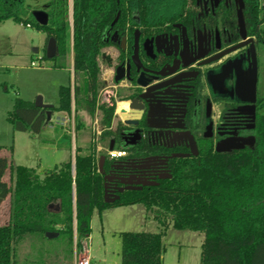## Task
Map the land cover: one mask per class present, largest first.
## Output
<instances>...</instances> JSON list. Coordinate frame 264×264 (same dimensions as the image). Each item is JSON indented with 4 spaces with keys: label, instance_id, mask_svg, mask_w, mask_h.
<instances>
[{
    "label": "trees",
    "instance_id": "trees-1",
    "mask_svg": "<svg viewBox=\"0 0 264 264\" xmlns=\"http://www.w3.org/2000/svg\"><path fill=\"white\" fill-rule=\"evenodd\" d=\"M189 0H72V23L68 0H46L40 9L31 10L23 0H0V23L34 27L53 39L58 55L51 59L54 68H67L72 53V90H58V104L51 109L16 99L6 115L15 132L39 135L49 124L46 111L70 112L71 98L75 118L79 111L91 113L96 105L99 58L106 46L105 34L119 12L113 28L137 16L142 24L176 22ZM248 13L255 11L253 35L264 40V0H244ZM47 16L45 26L38 25L33 12ZM253 18V17H252ZM254 19V18H253ZM261 26V27H259ZM46 59V57H44ZM103 125L113 118V106L99 107ZM111 132L104 131L101 138ZM255 144L231 154L212 151L180 160L169 181L143 192H128L120 200H103L102 176L98 172L94 148L89 154L75 149L74 174L68 160L40 176L32 168L13 166L9 155L0 156V206L9 200L5 224L0 225V264H12L13 245L22 236L53 232L65 236L68 246L73 237V211L76 221V247L82 249L89 237V216L116 207L141 204L152 212L156 233L121 232L120 264H163L162 239L172 227L179 231L203 234L200 264H264V114H258L254 130ZM67 141H70L68 137ZM0 147V151H1ZM9 173L13 185L4 180ZM74 192V195H73ZM74 200V203H73ZM57 236V237H58Z\"/></svg>",
    "mask_w": 264,
    "mask_h": 264
},
{
    "label": "flooded vegetation",
    "instance_id": "flooded-vegetation-1",
    "mask_svg": "<svg viewBox=\"0 0 264 264\" xmlns=\"http://www.w3.org/2000/svg\"><path fill=\"white\" fill-rule=\"evenodd\" d=\"M189 1L176 22L142 24L133 16L135 26L127 22L113 28L111 23L105 34L104 48L112 50L110 88L124 92L118 103L126 108L114 113L105 130L111 132L106 153L111 145L124 152L117 159L104 157L100 175L107 199L157 188L172 178L180 160L216 153L218 144L255 139L256 119L264 110V40L253 35L255 11L249 14L244 0ZM254 71L252 104L240 100L236 89L241 83L239 94L247 99ZM130 104L136 107L133 114Z\"/></svg>",
    "mask_w": 264,
    "mask_h": 264
},
{
    "label": "rangeland",
    "instance_id": "rangeland-1",
    "mask_svg": "<svg viewBox=\"0 0 264 264\" xmlns=\"http://www.w3.org/2000/svg\"><path fill=\"white\" fill-rule=\"evenodd\" d=\"M23 2L24 6L36 10L40 9L46 0ZM68 15L70 21V8ZM46 44V35L34 27L15 24L11 20L0 23V155H9L11 149L13 166L32 168L40 176L68 161L69 156L73 159L77 147L80 148V154H89L94 148L97 163L99 157L107 156V139L101 138L107 127L101 122L99 107L113 106L114 117L117 105L125 106L124 103H118L124 92L118 88H110L112 84L109 53L112 50L103 48L99 58L96 105L91 113L79 111L78 118H75V105L71 98L70 112H53L49 124L39 135L13 131L6 115L12 110L16 99L35 103L40 97L44 105L56 107L59 88L70 85L72 90V53L66 57L67 68L56 69V62L44 58ZM31 62L35 65L31 66ZM262 63L264 65V58ZM263 72L264 67L262 87ZM262 112L264 113V110ZM114 125L115 123L111 126ZM63 135L70 141L61 139ZM56 143L59 145L55 146ZM4 180L13 185V178L9 173L5 175ZM2 204L0 225L7 221L9 200ZM152 215V212L147 211L141 204L110 208L101 212L92 210L89 216V237L80 249L76 247V221L73 211L71 246H68L65 236L62 235L54 239H44L41 235H25L13 245L12 264H74L75 259L87 257L84 253L85 246L91 259L90 264H120L119 233L158 232ZM202 242V233L179 231L169 227L162 239L163 264H200Z\"/></svg>",
    "mask_w": 264,
    "mask_h": 264
},
{
    "label": "water",
    "instance_id": "water-1",
    "mask_svg": "<svg viewBox=\"0 0 264 264\" xmlns=\"http://www.w3.org/2000/svg\"><path fill=\"white\" fill-rule=\"evenodd\" d=\"M238 16H239V21L241 23L242 18H241V12L240 11L238 12ZM33 18H34L35 22L38 25H40V26H45L47 24V16H46L45 13H43L41 11L33 12ZM117 18H118V14L116 15L114 21L112 22V26L115 24ZM241 39H245V35L244 34L241 35ZM240 46H242V44ZM57 55H58V49H57L56 43H55V41L53 39H49L47 41L46 48H45V57H46V59L51 60V59L55 58ZM135 58H137V45L136 44L134 45V51H133L132 59L135 60ZM216 58H218V57H216ZM216 58L210 59V60H208V61H206V62H204L202 64H207V63L215 60ZM184 67H186V66H184ZM173 73H175V71L170 73V74H173ZM115 81H118V79L116 78ZM255 82H256V76H255V71H254L252 73V76L250 78V81H249V84H248V87H247L248 94H249V97L247 99L242 98L241 95L239 94V90L241 88V83L238 82V84H237L238 91L236 89V93H237V96H239L241 98L240 100L246 101V102H250L252 104L254 103ZM138 85H140V84L138 83ZM140 86L144 87L145 85H140ZM34 105L37 108H41V109H51V108H53L52 106L44 105L42 103V99L40 97L37 98V100L35 101ZM129 108L131 110V113L133 114L134 110L136 109V107L134 105L130 104ZM121 117L123 119H125V117H128V115L127 116L126 115H121ZM130 117L134 118V116H132V115ZM50 119H51V112H50V110H47L46 111V121H50ZM128 124H131V123H128ZM133 124H135V122ZM254 144H255L254 137H249L246 140L239 139V140H234V141L233 140L232 141H227V142H223L221 144H218L216 146V148H215V152L216 153H224V152L230 151L231 149L240 150V149H243L245 145L248 146L250 149H252L254 147ZM108 151H110V152L113 151L112 145L109 147ZM192 154L195 156L196 155V151L192 150ZM104 160H105L104 156L99 157V160H98V172L100 174H102V167H103ZM72 173L74 174V161L72 163ZM103 187H104V199H103L104 203L112 204L116 200H118V196H116V197H114L112 199H107L106 184L105 183H104ZM57 236H58L57 233H53V232L45 233L46 239H54Z\"/></svg>",
    "mask_w": 264,
    "mask_h": 264
},
{
    "label": "built area",
    "instance_id": "built-area-1",
    "mask_svg": "<svg viewBox=\"0 0 264 264\" xmlns=\"http://www.w3.org/2000/svg\"><path fill=\"white\" fill-rule=\"evenodd\" d=\"M26 27H29L28 25ZM35 63L31 62V66H34ZM124 155L123 151L113 150V151H107V158L108 159H117ZM91 259L87 256L81 259H75L74 264H90Z\"/></svg>",
    "mask_w": 264,
    "mask_h": 264
},
{
    "label": "crops",
    "instance_id": "crops-1",
    "mask_svg": "<svg viewBox=\"0 0 264 264\" xmlns=\"http://www.w3.org/2000/svg\"><path fill=\"white\" fill-rule=\"evenodd\" d=\"M68 4H69V8H70V13H71V8H72V0H69L68 1ZM72 72V71H71ZM64 137V135L63 136H61V139ZM57 142H58V140H56ZM57 145H59V143H56L55 144V146H57ZM63 148H64V146H62ZM61 146H59V148H62ZM67 149V148H66ZM1 156V155H0ZM74 159V158H73ZM72 159V156H69V158H68V160H71V162L73 163V160ZM28 168V167H27ZM3 205V204H2ZM2 205L0 206V209H1V207H2ZM133 206V205H132ZM127 207V206H126ZM3 224H5V222L3 223ZM2 225V224H1ZM85 251H84V253L86 254V256H88V254H87V252H86V246H85V249H84Z\"/></svg>",
    "mask_w": 264,
    "mask_h": 264
},
{
    "label": "bare ground",
    "instance_id": "bare-ground-1",
    "mask_svg": "<svg viewBox=\"0 0 264 264\" xmlns=\"http://www.w3.org/2000/svg\"><path fill=\"white\" fill-rule=\"evenodd\" d=\"M126 108L125 107H123V106H121V105H117V112H120V111H123V110H125ZM124 113H125V111H124ZM119 115V114H118Z\"/></svg>",
    "mask_w": 264,
    "mask_h": 264
}]
</instances>
